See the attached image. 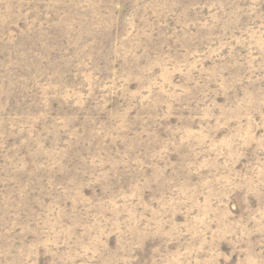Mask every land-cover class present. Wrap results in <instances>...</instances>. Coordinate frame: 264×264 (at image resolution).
Instances as JSON below:
<instances>
[{"label":"rangeland","instance_id":"1","mask_svg":"<svg viewBox=\"0 0 264 264\" xmlns=\"http://www.w3.org/2000/svg\"><path fill=\"white\" fill-rule=\"evenodd\" d=\"M0 264H264V0H0Z\"/></svg>","mask_w":264,"mask_h":264}]
</instances>
